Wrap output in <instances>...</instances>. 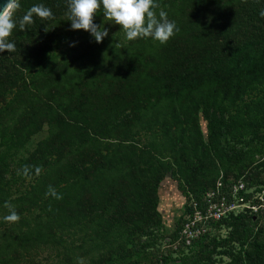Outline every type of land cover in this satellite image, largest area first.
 Wrapping results in <instances>:
<instances>
[{
  "label": "trees",
  "instance_id": "obj_1",
  "mask_svg": "<svg viewBox=\"0 0 264 264\" xmlns=\"http://www.w3.org/2000/svg\"><path fill=\"white\" fill-rule=\"evenodd\" d=\"M156 4L157 14L166 11L179 29L166 43L151 37L120 40L124 30L107 21L109 34L102 42L92 38L71 47L61 60L48 61L51 51L83 30L70 29L68 0H51L53 16H34L30 36L0 64V134L12 127L11 135L28 140L45 121L59 123L24 162L29 169L24 178L33 180L26 194L9 200L14 179L4 185L9 170L0 165V206L18 201L42 205L41 196L49 186L61 196L67 191L60 199L47 195L49 222L17 237L21 247L46 241L103 209L113 208L115 219L121 215L134 221L143 227L142 233L158 228L162 220L158 188L168 172L184 183L200 206L220 176L225 183L241 177L248 186L264 183V157L252 161L247 152L229 150L225 144L264 122L263 105L257 104L262 118L252 120L254 106L246 103L243 109L238 103L249 85L264 83V17L259 15L264 0H156ZM28 9L21 3L12 16L19 21ZM94 22L100 25L96 18ZM81 58L88 59L83 63L89 64L86 73L71 69ZM43 90L42 104L29 108L28 117L16 122L15 111ZM8 93L14 94L7 101ZM231 108L237 112L232 114ZM200 116L207 121V138ZM142 131L150 132L151 141L140 146ZM237 160L243 163L239 167L233 164ZM103 221L91 220L90 226L105 236L97 230ZM178 223L179 232L182 219ZM219 224L227 233L195 239L201 248L181 264H264V226L257 227L253 216L231 213ZM8 249L14 251L10 244ZM5 250L6 244H0V264L8 263L2 258ZM157 251V263L169 264L173 252ZM215 254L230 259L224 262L221 257L218 263Z\"/></svg>",
  "mask_w": 264,
  "mask_h": 264
},
{
  "label": "rangeland",
  "instance_id": "obj_2",
  "mask_svg": "<svg viewBox=\"0 0 264 264\" xmlns=\"http://www.w3.org/2000/svg\"><path fill=\"white\" fill-rule=\"evenodd\" d=\"M18 2L19 5L23 3L30 8L33 4H38L39 0H20ZM40 4L53 8L51 0H44V3L41 2ZM94 18L100 22V25L104 26V23H107L104 16H96L95 14ZM14 20L16 21V27L12 30L8 40L14 42L15 51L19 49V43L30 36L35 19L33 18L32 23L27 25L25 29L19 27L20 19L19 21ZM92 38L88 31L81 30L71 42L64 43L56 50L51 51V57H49L48 61L54 58L61 60L64 54L72 50V42H75L74 46H79L89 42ZM118 38L120 40L125 39V32H122ZM8 56H10V52H0V64ZM87 62L88 59H78L74 62L71 69H81L83 73H86L89 64L84 66L83 63ZM13 90H17V87ZM44 93L45 90L38 94V97L33 98L30 103L20 106L15 111L16 113L14 112L15 121L17 122L19 118L21 120L26 119L30 112V110L28 112L29 108L41 105ZM13 94L8 93L6 95L7 101L12 98ZM238 103L240 104H238L239 108L242 107L243 109L246 108V103L254 106L251 119H261L260 107L258 108L257 104L264 106V83L249 85L245 90L243 101H238ZM236 112L235 108H231L232 114ZM11 122L13 123V119L8 121V123ZM58 124L57 122L49 123L45 121L40 130L34 132L28 140L24 137L20 139L16 136L15 138L14 135H11L12 127L8 128L4 136L0 134V165H4L9 170L2 183L8 185L12 178L14 179V185H11L13 193H11L9 200H16L20 198V194H26L25 188H29V183L33 182V180L28 177L24 178V162L31 157L39 142L50 137L53 129H56L53 126ZM200 124L203 134L207 138L209 131L207 121L202 116H200ZM250 130L249 133L240 134L241 137H238L239 139L234 136L229 140L227 139L225 144L227 149H241L247 152L252 161L259 162L264 157V122L258 125L257 130L255 128ZM139 138L141 146L151 141V134L150 132L142 131L139 134ZM166 155H169V153ZM233 164L235 167H239L243 163L237 160ZM46 172L48 176L51 169ZM262 174V177H264V172ZM241 180L245 184L243 188L237 186ZM158 190V211L162 218L158 228H152L146 233H142L141 229L143 227H138L134 221L123 218L121 215L118 216V219H115L113 208L109 211L103 209L95 213L93 219H91L92 213L86 218L81 217L72 226L65 227L62 231L58 230L54 236L49 237L46 241H39L28 249L21 247L17 242V237L22 236L27 230L37 228L38 224L49 222L46 217V202H44L47 195L41 196L43 203L38 206H31L23 201L8 202L19 214L20 219L16 222L5 221L4 217L9 214V208L5 207V204L0 206V244H6V250L2 258L4 260L7 259V264H98L100 261L106 264H131L134 259H137L139 264H158L157 250H162L165 253L173 252L169 264H181L183 258L197 254L201 248L202 245L197 246V244H194L196 242L194 241L195 239L200 238L201 240L206 234L224 236L227 233L225 226L219 224V217L215 216L218 215L220 210L222 212L230 210L234 214L242 212L247 216H253L258 223L257 227L264 226V183L248 186L243 177L238 180L230 178L224 184L220 193L211 194L210 196L207 191L202 198L201 206L192 197V194L185 189L184 183L174 179L171 172L165 175ZM63 196L67 197L66 190L63 191ZM196 202L198 203L197 206ZM191 207L193 212L189 211ZM194 208H199L203 213H207V216L195 218L193 214L195 212ZM227 214L230 213L228 212ZM189 216L195 222L194 227L197 228L192 231H186ZM90 219L104 220L102 226L99 227L98 224L99 228L97 230L107 234L103 236L93 231L90 226ZM180 219H182L183 224L178 232L180 226L178 220ZM94 225H96L95 221ZM177 232L179 234L178 238L172 242L174 238L172 236ZM7 241L14 251L8 249L9 244ZM179 244L182 246L178 247ZM215 257L218 263H220L221 257L224 262L230 259L228 256L220 254H215Z\"/></svg>",
  "mask_w": 264,
  "mask_h": 264
},
{
  "label": "clouds",
  "instance_id": "obj_3",
  "mask_svg": "<svg viewBox=\"0 0 264 264\" xmlns=\"http://www.w3.org/2000/svg\"><path fill=\"white\" fill-rule=\"evenodd\" d=\"M18 7V0H6L0 7V52H12L15 49L14 42L8 40V37L16 27L12 10ZM156 8V0H68L67 20L71 21V30L88 31L95 42L100 43L109 34L107 27L94 22V13L102 12L106 21L121 26L127 40L151 37L164 44L179 29L175 21L169 20L166 11L160 10L157 14ZM259 15L264 17V9L260 10ZM34 16L47 19L53 16V12L43 4H33L20 19L19 27L25 29L32 23ZM74 45L75 42H72V46ZM28 171L25 166L24 174L27 175ZM46 195L56 199L62 198L52 186H49ZM5 207L9 208V214L4 217L5 221L16 222L20 219L19 214L8 202H5Z\"/></svg>",
  "mask_w": 264,
  "mask_h": 264
},
{
  "label": "built area",
  "instance_id": "obj_4",
  "mask_svg": "<svg viewBox=\"0 0 264 264\" xmlns=\"http://www.w3.org/2000/svg\"><path fill=\"white\" fill-rule=\"evenodd\" d=\"M225 182L223 181L222 179V176L221 178H219L218 180V183H217V186L216 188L214 189H210L207 194H209L211 196V194H218L220 193V191L222 190V187L224 186ZM237 186L243 188L245 186V184L242 182V180L237 184ZM211 200V199H209ZM197 203V202H196ZM198 205V203L196 204V206ZM195 212L193 213L195 218L196 217H204V216H207V213H203L202 210H200L199 208H194ZM232 213L230 212V210H225L224 212H222L221 210L218 212V215H215L216 217H219V219L221 220L223 217H228L230 214H227V213ZM240 213V212H239ZM239 213H236V214H239ZM234 214V213H232ZM194 224L195 222L192 220L191 216H189V220L187 222V229L186 231H189V230H193V229H197L194 227Z\"/></svg>",
  "mask_w": 264,
  "mask_h": 264
},
{
  "label": "water",
  "instance_id": "obj_5",
  "mask_svg": "<svg viewBox=\"0 0 264 264\" xmlns=\"http://www.w3.org/2000/svg\"><path fill=\"white\" fill-rule=\"evenodd\" d=\"M6 3V0H0V7H2Z\"/></svg>",
  "mask_w": 264,
  "mask_h": 264
}]
</instances>
